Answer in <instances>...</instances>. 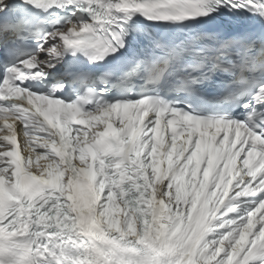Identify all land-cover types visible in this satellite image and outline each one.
<instances>
[{
  "label": "snow or ice",
  "instance_id": "6c2138e0",
  "mask_svg": "<svg viewBox=\"0 0 264 264\" xmlns=\"http://www.w3.org/2000/svg\"><path fill=\"white\" fill-rule=\"evenodd\" d=\"M0 264H264V0H0Z\"/></svg>",
  "mask_w": 264,
  "mask_h": 264
}]
</instances>
